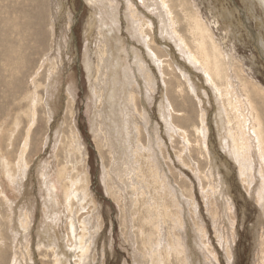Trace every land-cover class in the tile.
I'll use <instances>...</instances> for the list:
<instances>
[{"label":"rangeland","instance_id":"1","mask_svg":"<svg viewBox=\"0 0 264 264\" xmlns=\"http://www.w3.org/2000/svg\"><path fill=\"white\" fill-rule=\"evenodd\" d=\"M12 1L13 0H0V72L4 70L1 72L3 74L0 73V132H3V137L0 139V191L3 192V194L0 195V264L53 263L49 256H47L46 246L41 245V233L43 228L50 226V230L57 234L59 242L63 236L65 237V221L67 222L65 218L69 214L65 211L66 208L64 204L62 205L60 203V201H64V198L60 199L63 196V194H60L63 193L62 186H60L62 184L59 183L60 181L56 174L59 166L61 167V163L65 159L59 148L60 142L62 141L63 135L69 133L68 131L73 132L76 137L75 139L78 138L77 140H79L80 147H82L81 151L83 152L82 158L81 154L77 152L74 153L73 164H75V159H77L79 164H75L76 173H83L85 175L89 198H86L85 202L87 203L83 204V208L85 207L84 209L79 210L76 205H72V211L75 216V221L77 222H81L84 218L89 217L92 228H94H91V232H97L94 245H91L94 246L91 251V258L94 257L92 264H138L139 261V264H145L146 258L142 255V253L145 254V252L143 251L141 243H138V236L140 235L137 236L133 230L130 233L132 238L128 239L127 229L124 228L126 227L125 225L128 226V224H126L128 220L126 218L127 212H125L127 209L124 206L126 203L129 202V207L131 203L133 207L139 203L136 206L138 218L142 215V208L139 207V205L142 206V201L141 198L137 197L138 194L136 195V191L134 190L138 185H134L132 181L129 183L128 179L122 175H120L122 176L121 179L119 178L120 176L116 179L112 173L111 175L108 174L111 167V158L106 149L102 147V156L100 155V150L97 148V141L99 142V140L96 138L98 133L96 132L95 134L92 131L91 117L93 107L90 106L92 104L89 99L90 81L86 74L83 60L86 51H88L89 58L93 61L94 65L96 64V58L93 55L95 50L96 29L95 27L89 30L87 28L88 22L90 21L89 19L93 14V8L88 5L85 0H15L17 2H24L25 6L20 8L10 7L11 9L9 10L7 7ZM192 1L203 19L210 24L217 42L223 44L222 46L225 48V54L228 58L240 63L248 77L264 89V11L260 4L257 3V0H254L250 6L247 0ZM116 2L119 4V21H121L120 28L122 30L119 35L123 41L128 43V41L130 42V38L124 29L125 24L123 22L125 20L122 16L125 12L123 9L124 7L123 5L121 7V0H116ZM129 3L135 9V12H137L140 20L151 23V27L153 28L152 32H154H151V40L153 41V46L151 47L156 53L157 51L158 54L161 53L158 59H162L163 56L171 58H168V63L172 65L173 69H175V67L176 69L180 68L181 72L183 71L191 79L194 87L196 88L198 86V88H200H196L195 91L196 95L199 92L198 98H201L200 94H204L207 98V104L204 103L203 105V109L205 108V126L207 128L205 139L206 152L201 150L200 153V147L197 148L199 144H196L198 142L200 143L201 140L193 131V127L200 125V112L197 99L192 97L193 95H191L189 91L188 94L185 90L179 92L177 83L174 81H169V86L165 85L164 82L161 83L162 76L160 70L155 65L149 63L150 69L148 68V70L151 76L153 78L155 77L156 87L153 101L146 104L149 113V116H147L149 121L147 120L146 124L148 123L147 126L150 124L152 126L154 125L157 129L155 137L156 145H154V147L158 152L157 154H159L161 164L159 160L157 163L161 172L167 173V179L171 180L173 186L175 185V187L180 190L181 188L177 184L182 183L183 186L180 184L181 187H185L186 190H188V193L187 191L184 193L186 196L188 195L185 197L188 199H184V211L187 214L188 220L190 218L191 222H193L194 215L192 212L196 210L194 212L195 216H197L195 220L200 228L203 227L201 229L204 231L203 233L206 234L203 242L208 245L204 246V248L207 250L209 248L208 251H210L212 255L214 254L216 258V261H214V259L212 261L211 254H208V251H205L204 248L203 251V249H198V246L189 245L187 247L191 250L193 264H207V262H209L208 264H260L261 261H264V230L262 229L264 227L260 224L261 210L260 204L256 199L257 188H254V186L252 187V191L255 189V191H253V193L255 192L254 194L252 191L248 192L246 190L243 179L240 178L238 173L237 164L234 163L232 158L227 156L225 150L221 149L220 137L223 138V136L218 135L214 124L215 108L219 105V99H216V102L215 97L213 98L211 94L212 91L210 90L211 88L209 87L210 85L204 83L205 81L203 80L201 71L197 70L195 65V69H192L184 62L185 58L178 53L176 46H174L171 41H162V36L169 37V35H166L164 32L161 33V37H158V16L153 14L152 11L148 12L150 9L146 8V3L142 0H129ZM103 9L104 8L101 7L98 13L104 14L105 9ZM151 10H153V8ZM169 12L171 13V10ZM225 14L231 15V18L229 22L226 21L222 23L219 16ZM38 15L40 16L39 18ZM178 15L180 18L176 15L177 19H181V15L179 13ZM213 20H215V22ZM179 22L180 20H178V23ZM181 22L176 29L179 33H181L182 30L185 31L183 29L184 25H181ZM35 23L42 24L43 29L40 28L39 35L42 37L43 44L45 40L48 42V47H45L41 54H39L38 50H34L29 56L28 54L31 49H34V46L30 40L27 42V39L34 30ZM179 27H183L181 31ZM172 28L173 30L175 29L173 24ZM183 34L187 38L185 32ZM131 42H133L132 39ZM133 43L139 52H141L145 61H148L141 45L136 42ZM12 53L15 54L14 58H10ZM7 54L9 55L7 56ZM48 58H55L54 61L55 63L57 62L55 82H50L49 89L46 90V93H43L44 90L41 91L39 87L36 89V96H42L43 98L47 97L44 99L45 102L47 100L46 105H48L47 110H49L50 118L48 117L47 120L46 108L39 103L36 104L33 109L28 97L32 93V85L34 82L46 83V81L44 82L45 73L47 71L46 66L42 63L43 66H40V68L38 67L40 62ZM7 60L8 62H5ZM12 62H16L17 66L14 67ZM3 66L4 68L7 67L3 69ZM167 79L169 80L170 78L167 77ZM163 80L165 81V78ZM233 85L235 86V83ZM67 91H69V93ZM166 91L168 93L167 95L165 94ZM39 93L40 95H38ZM161 96H163V101L161 100ZM137 97L136 104L139 107L137 108L142 111L144 108L142 106L143 103L141 102L140 92ZM70 98L73 99L72 112L71 116L66 118L65 107L68 100H72ZM164 101L166 103H164ZM160 102H163V105L168 103V110L170 112L167 116L170 118L168 122L171 123L173 130L176 128L174 131H176L175 133H177V135H180V131L182 130L186 139L181 141L174 133L173 139L170 135L171 132H167L165 124L162 119L159 118V112L157 111ZM40 105L42 106L40 107ZM31 111L36 114L35 121L32 124L31 122L29 123L31 118L27 116L28 114L31 115ZM13 123L14 125H12ZM16 125H18V128ZM139 125L140 131H138V126H136V128L132 125L135 129L134 138L136 142L134 145L137 148L140 147L144 149L147 147V132L140 121ZM29 128H31L30 131ZM7 129H9L8 132H11L13 129L12 132L15 134V136L13 134L12 137L13 146L11 145L12 147L8 149H6ZM27 133H29L28 136ZM122 137H125V132H123ZM25 141L27 144V149L24 151L23 155V164L26 165L24 167L25 177L21 181L22 184L18 181V183L12 187L13 185L10 182V178L5 177V170L2 168V158H7L11 163H16L18 160H16V158H19V155L23 151L22 149L25 146ZM186 141L189 145L186 144ZM134 147H132V149ZM136 147L134 148L135 150ZM176 152L181 153L183 160L181 158L178 159V154ZM152 153H154V151ZM145 156L146 154L142 152L141 156L137 157L138 170L140 169L142 174L145 173V169H148L147 164H145ZM141 157H144V159ZM210 159H212L213 168L218 172L217 175H219L220 178L211 172ZM41 163H45L42 165V169H45L44 173H47L49 181H51L53 186L55 185V199L57 202L59 201V203L56 204L58 207L56 209V214L59 219L56 220L53 217L51 218V222L48 218H45L46 206L44 198L46 197V190L43 185L45 180L40 177L38 170V166ZM142 174L140 176L143 177L144 175ZM107 177H109L110 180ZM144 177L146 178L148 176L145 174ZM176 177L181 180L179 179L178 182ZM124 179L129 183H126L128 189L124 188L126 187L124 186ZM146 179H144L142 183L144 187L146 183L150 182ZM216 179H219V181ZM176 180L177 183L175 182ZM216 182H219L220 186L222 185L223 197H225V200H228L227 203L229 202V207L231 208V214L225 213L227 215L225 220L220 218V222L217 224L216 222H218L219 219L214 223L213 219L215 218H212V216L218 218L223 217L225 214L220 207L222 200L220 198L221 196L219 197L217 194L220 187L217 188L219 184L216 187ZM10 185L12 186L10 187ZM113 188L118 196L112 191ZM56 189L57 192L55 191ZM146 190V193L150 192V189ZM180 191L182 192V190ZM145 197L144 199H146ZM135 199L138 200H136L134 204ZM189 200L191 202L193 201V205L189 203ZM187 201L188 203H186ZM211 204L218 210L214 211L216 215L218 214L217 216L213 215L214 212L212 213L211 211ZM225 206H227V204H225ZM7 208L10 209L9 212ZM123 209L125 210L122 211ZM28 215L29 219H27ZM23 217L28 222L24 223L23 221L24 225L22 228L20 227V220L21 218L23 220ZM63 217L65 218L63 219ZM69 217L70 215L67 218ZM190 220L189 225H192ZM230 221L233 224L232 226ZM220 224L223 226H220ZM193 227L194 222L193 226L187 225V229L184 232L185 239L189 238V240L187 239L188 242H192L195 241L194 239L196 238L197 241L202 242L198 240V238H201V235H198L196 228ZM165 235L166 232L163 233V237L167 238ZM218 238L221 240L219 241ZM63 243L65 244V242L62 241V244ZM162 245L165 246L164 243ZM59 246H61V243H59ZM138 246L140 248H138ZM225 249L226 251L228 250L229 254L226 253ZM135 251H137V254ZM138 251L141 254L138 253ZM198 258L200 259L198 260ZM226 258H230V260ZM195 261L197 262L195 263ZM70 264H73L71 260ZM261 264H264V262Z\"/></svg>","mask_w":264,"mask_h":264},{"label":"bare ground","instance_id":"2","mask_svg":"<svg viewBox=\"0 0 264 264\" xmlns=\"http://www.w3.org/2000/svg\"><path fill=\"white\" fill-rule=\"evenodd\" d=\"M142 1L146 3L145 5L146 8L150 9L148 12L152 11L153 14L158 16L157 18L159 19V22H157V24L159 25L157 27L158 37L159 36L161 37L162 35L161 33L164 32L166 35H169V37L162 36L161 38L162 41L163 40L171 41L174 44V46H176V50L178 51V53L185 58L184 62H186L192 69H195L196 66L197 70L201 71V73L203 74V80L205 81L204 83H206V85L207 84L210 85L209 87L211 88L210 90L212 91L211 94L213 95V98L215 97V100L219 99L218 102L219 105H217L215 108L216 110L214 115V124L218 135L223 136V138L220 137L221 149L225 150L227 156L232 158L234 160V163L237 164L236 166L238 168V173L240 175V178L243 179V183L244 186L246 187V190L250 192L252 191L253 186L254 188H257L256 199L260 204L259 206L261 210L260 224L263 225L264 227V89L255 82H253L250 77H248V75L245 73V70L240 63L234 61L231 58H228V56L225 54V48L222 46L223 44H219L220 42L219 43L217 42L215 34L212 28L210 27V24L207 23L200 15L199 11L196 9V6L192 0H142ZM247 1H249V6L254 2V0H247ZM85 2H87V4L93 8V14L89 19L90 21L88 22L87 28L88 30L94 27L96 29L95 30L96 41H95V45L93 44L95 48V50L93 49L94 50L93 55L96 58V64L94 65L93 61L89 58L88 51H86L85 53L83 63L86 74L90 81L89 99L92 104L90 106L93 107L91 126L93 133L95 134L96 132L98 133V135H96V138L99 140V142L97 141V148L98 150H100L99 151L100 155L102 154L101 147L105 148L108 155L111 158V165H110L111 167L109 170L110 172L107 170L109 172V173L107 172L108 174L111 175L112 173L116 179L120 175H122L128 179L129 183L132 181L134 185L137 184L138 186H140V187L138 186L135 187L136 189L134 190L136 191V195L138 194L137 197L141 198L142 201V206L139 205V207L142 208V213H141L142 215L139 216L140 218H138L137 215L138 211L136 206L139 203L134 207L132 206L131 203L129 207L128 204L129 202L128 203L125 202L126 205L124 206L127 210L123 209L122 211L125 210V212H127V214L126 213L124 214H126L127 216L126 218L128 220L127 223L125 222L126 220L124 222L128 224V226L125 225L126 227L124 228L127 229L128 236L126 235V233L125 235L127 236L128 239H131L132 235L130 233L131 231L134 230L137 236L138 235L142 236V237L138 236L139 237L138 243H141L143 251L145 252V254L142 253L143 257L146 258L145 264H193L192 253L187 246L193 245L195 247L198 246V249H203L204 246L208 245L207 243L203 242L206 234H204L203 233L204 231L201 229L203 227L200 228L199 225L197 224V221L195 220L197 216H195L194 213L196 210H193L192 213L195 216V217L193 216L194 227L196 228L198 235L199 234L201 235V238H198V240L202 242L197 241L195 237H194L195 241L192 242H188L189 238H187L188 240L185 239L184 232L187 229V225L193 226V222H191L190 218L189 220L192 223V225H189L187 214L184 211L185 200L188 199L185 198L188 195L186 196V194L184 193H186V191L188 193V190H186L185 187H181L182 183L177 184L180 186L181 188L180 190H182V192L178 190L179 188L177 189L175 185L173 186L171 180L167 179L168 178L167 173H162L157 163L159 160V154H157L158 152L154 147V145H156L155 137H156L157 129L155 128L154 125L152 126L150 124L147 126L148 123L146 124L148 120L147 116H149V113L146 108L147 106L146 104L150 101H153V96L155 94V87H156L155 77L153 78L148 70L149 63L155 65L160 70L162 76L161 83L164 82L165 85L169 86V81H174L177 83L179 92L185 90L187 91L188 94L189 91L191 92V95H193L192 97H195L197 99V104L200 112V125L197 127H193V131L195 135H197L201 140L200 143L199 142L198 143L196 142L197 144L194 143L196 145L199 144L197 148L200 147L199 149L200 153L201 150L206 152L205 139L207 134V128L205 126V108L203 109V105L204 103L207 104V98L205 97L204 94H200L201 98H198L199 92L196 95L195 91L196 88L197 89L200 88H198L197 85H196L197 87L195 88L193 83L191 82V79L183 71L181 72L180 68L176 69L175 67V69H173L172 65L168 63L169 59L171 58L163 56L162 59H158L161 53L158 54L157 50L156 53L151 47L153 46L152 45L153 41L151 40L152 39L151 37H152V33H154L152 32L153 28L151 27V23L150 22L148 23L147 21L143 22L142 20L139 19L137 12H135V9L129 3V0H121L122 2L121 7L123 5L124 7L123 9L125 11L124 14H122L123 19L125 20L123 22L125 24L124 29L128 34V37L130 38V42L128 41V43L123 41L119 35L122 30L120 28L121 21H119L120 9H119V4L116 2V0H85ZM257 3L260 4V6L264 11V0H257ZM23 6H25L24 2H17L13 0L7 8L10 10L11 8H16V7L20 8ZM101 7L105 9L104 14L98 13V10L101 9ZM152 8L153 10H151ZM170 10L171 13L169 12ZM177 12L181 15V19H179L180 16L178 15ZM176 15L179 16L178 19ZM40 16L38 15V18ZM219 18L222 23H225L226 21L229 22L231 15H227V14L222 16L220 15ZM178 20H180V22L182 21L181 25L182 24L184 25V28L183 27L182 28L185 31H183L182 28H180L181 26L179 27L180 31L182 30L181 33H179L176 30L177 27L180 25L179 24L180 22L178 23ZM213 21L215 22V20ZM171 23L173 24V27H175L174 30L172 28ZM35 24L36 25L34 30L32 31V33H30V36L27 39V42L30 40L34 46V49L30 50L28 54L29 56L31 55V53L34 52V50H38L39 54H41L43 53L44 48L48 47L47 44L48 42L45 40L43 44L42 37H40L39 35L40 28L43 29L42 24L41 23H35ZM184 32L187 35V38L184 36L183 34ZM131 39L133 40V42H136L139 45H141V47L143 48V52L146 55L145 57L148 58V61H145V58L142 56L141 52H139V50L135 47V44L131 42ZM8 55L9 54H7V56ZM14 55L15 54L12 53L10 58H14L15 57ZM54 59L48 58L45 60L46 62L45 61L40 62L38 68H40V66H43V64H45L46 66L47 71L45 73V78H44V82L46 81V83L42 84L40 82L37 83L33 81L34 82V84L32 85L33 90L28 97L32 108L33 107L35 108V105L39 103H41L46 108V111L48 113L47 114L45 112L47 116V120L49 117V112H48L49 110H47L48 109L47 108L48 105H46L47 100L45 102L44 99H46L47 98L46 96L48 95L45 96L46 98H43L42 96L38 97L36 96V89L39 87L41 91L44 90L43 93H46L47 92L46 90L49 89L50 82H55L54 79H55V74L57 73L55 72L57 68L56 66L57 62L55 63ZM8 60L5 62H8ZM12 64L14 67L17 66L16 62H12ZM2 68L5 69L4 66ZM2 71L4 70H1V72ZM167 77H169L170 79L168 80ZM164 78L165 81L163 80ZM234 83L235 86L233 85ZM67 92L69 93V91ZM139 92L141 94V102L143 103L142 106L144 108V110L142 111L138 109L139 107L136 104V101L138 99L137 95ZM165 94L166 95L168 94L167 91ZM38 95H40V93ZM220 99H221V103H220ZM161 100L163 101V96H161ZM165 101L164 103H166ZM42 105H40V107ZM72 105H73V99L68 100L67 105L65 107L66 118L71 116ZM168 106H169L168 103L163 105V102H160L158 104L157 111L159 112V118H161L165 124L167 132H171L170 135L173 138L174 137L173 133L176 135L177 133H175L176 131H174L176 128L173 127L175 128L173 130L171 123L168 122V120L170 119L167 117L170 114L168 110L169 109ZM32 111H31V115L29 114L27 115L28 118H31L30 120L28 119L29 123L31 122V124L34 123L35 121L34 119L36 116V114L33 113ZM139 121L141 122V125H144L143 127L147 132V137H146L147 147H145L144 149H141L140 147L137 148L134 145L136 139L134 138L135 129L133 127L138 126V131H140ZM12 125H14V123ZM17 126L18 125H16V127ZM150 127H151V132H150ZM30 129L31 128H29V131ZM8 130L9 129H7L6 149H8L9 147L11 148L13 146L12 137L14 132H12L13 129L11 131L12 133L8 132ZM68 132H67L68 134L63 135L62 141L60 142L61 144L59 148L60 151L63 153L65 159L61 163V167L59 166L56 175L60 181L59 183L62 184L60 186H62L63 193L60 194L61 195L63 194L64 196L60 198V199L64 198V201L63 202L60 201V203L62 205L64 204L66 208L65 211L68 212L70 217L67 218L69 215L66 218L63 217V219L65 218L67 222L65 221L66 223L65 237L63 236L62 239L60 238L61 239L60 242L57 234L54 231L50 230V226H48L42 229L41 245L46 246L45 247L46 253L47 256H49V258L53 262V263L51 262L52 264H70V260L72 261L73 264H92L93 263L92 260L94 257L92 255L93 258H91V251L94 248V246L91 245H94V239L97 235V232L95 231L91 232L92 224L90 223L89 217L84 218L81 222H77L75 221V216L72 211V205H76L79 208V210L84 209L85 207L83 208V204L87 203L85 202L86 198H89L87 193V180L84 177L85 175L83 173L81 174L76 173L77 171L75 164L78 163L77 159H75V164H73L74 153L77 152L81 154V158H82L83 152L81 151L82 147H80L79 140H77L78 138L75 139L76 137L73 134V132L70 131ZM123 132H125V137H122ZM28 134L29 133H27V136ZM2 135L3 132L1 131L0 139L3 137ZM177 136L181 141L186 139L185 134H183L182 130L180 131V135ZM199 139L197 138L198 141ZM186 144L189 145L187 141ZM26 145L27 144L25 141V146L22 149L23 151L21 150L22 152L19 155V158H16V160L18 159L16 163H11L7 158L4 157L2 158L3 159L2 168L5 170V177L10 178V182L13 185V186L10 185V187L11 186L14 187V185H16L18 181L20 184H22L21 181L25 177L24 167L26 165L23 164V160H24L23 155H24V151L27 149ZM134 146L136 147V150L134 149L135 148ZM132 147L134 148L132 149ZM153 151L154 153H152ZM142 152L146 154L145 164H147L148 167L147 170L145 169L144 174L141 173L140 169L138 170V163H137V157L141 156ZM176 153L178 154V159L180 158L182 159L181 153L179 152ZM141 158L144 159V157ZM159 162L161 164L160 160ZM43 164L45 163H41L38 166V170L40 173V177L45 180L43 184L46 190L45 192L46 197L44 198V203L46 206L45 218H48V220L51 222V218L53 217L56 220L59 219L56 214V209L58 208L56 204H58L59 201L57 202L55 199V194H56L54 193L55 185L54 186L52 185L51 181H49L48 179L47 173H44L45 169H42ZM210 166H211V172L220 178V176L217 175L218 172L215 171V169L213 168L212 159H210ZM141 174L144 176L146 174L149 178L146 177L148 178L146 179L144 176L143 178L142 176H140ZM122 176H120L119 178L121 179ZM105 178H106V174H105ZM107 178L109 179V177ZM144 179L150 181L148 182L150 184H148L146 183L145 180L146 183L145 187L142 184ZM177 179L179 182L180 178ZM216 180L219 181V179ZM123 182H124V186H126L127 183L126 179H124ZM175 182L177 183V180ZM221 186L219 182H216V187L217 188L220 187L219 191L217 192L219 197L221 196L220 198L222 200V204L220 207L222 208L224 214L225 213L231 214L230 213L231 208L229 207L230 206L229 202L227 203L228 200L227 199L225 200V197H223L224 193L221 189ZM127 187L128 186L124 188L128 189ZM145 188L148 190L150 189V192L146 193L147 190ZM55 191L57 192V189ZM112 191L114 192V188L112 189ZM179 191L181 192V194ZM253 191H255V189ZM2 194L3 192L0 191V195ZM115 195L117 194L115 193ZM144 197L146 199H144ZM136 200L138 199H135L134 200L135 202L134 201L132 202H134L135 204ZM192 202L189 200V203L192 204ZM186 203H188V201ZM225 204H227V206H225ZM214 207L215 206L213 205L211 207L212 213L215 210H217ZM7 210L9 212L10 209L7 208ZM226 214L223 217H218V218L213 217L212 215L211 216L212 218H215L213 219L214 223L216 222V220L218 221L219 219V221L216 222L217 224L220 222V218L225 220L227 216ZM29 215L27 216V219H29ZM213 215H216L215 212L213 213ZM23 221L24 223L28 222L24 217L23 220L21 218L20 227L22 228L24 225ZM221 225L222 224H220V226ZM232 225L233 224L231 222V226ZM262 229L264 230V228ZM164 232H166L165 236H167V238L163 237ZM62 241L65 242V244L64 243L62 244ZM59 243H61V246H59ZM163 243L165 244V246L162 245ZM138 248L140 247L138 246ZM208 250L205 249V251ZM135 252L137 254V251ZM138 253L140 252L138 251ZM207 253L211 254L212 261L213 259L214 261H216L214 254L212 255L210 251H208ZM226 253L229 254L228 250L226 251ZM134 258L136 259L135 256ZM199 259L200 258H198V260ZM226 259L230 260V258L229 259L226 258ZM196 262L197 261H195V263ZM263 262L264 261H261V263ZM208 263L209 262H207V264Z\"/></svg>","mask_w":264,"mask_h":264},{"label":"water","instance_id":"3","mask_svg":"<svg viewBox=\"0 0 264 264\" xmlns=\"http://www.w3.org/2000/svg\"><path fill=\"white\" fill-rule=\"evenodd\" d=\"M263 62H264V60H263Z\"/></svg>","mask_w":264,"mask_h":264}]
</instances>
